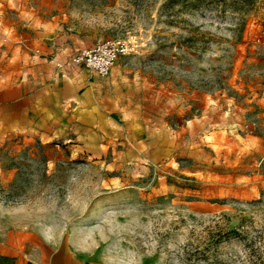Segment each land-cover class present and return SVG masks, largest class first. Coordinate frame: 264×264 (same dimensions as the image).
Segmentation results:
<instances>
[{
	"label": "rangeland",
	"instance_id": "1",
	"mask_svg": "<svg viewBox=\"0 0 264 264\" xmlns=\"http://www.w3.org/2000/svg\"><path fill=\"white\" fill-rule=\"evenodd\" d=\"M0 0V206L120 264H249L264 223V0ZM121 39L100 76L74 57Z\"/></svg>",
	"mask_w": 264,
	"mask_h": 264
},
{
	"label": "crops",
	"instance_id": "2",
	"mask_svg": "<svg viewBox=\"0 0 264 264\" xmlns=\"http://www.w3.org/2000/svg\"><path fill=\"white\" fill-rule=\"evenodd\" d=\"M0 264H120L23 206H0Z\"/></svg>",
	"mask_w": 264,
	"mask_h": 264
},
{
	"label": "built area",
	"instance_id": "3",
	"mask_svg": "<svg viewBox=\"0 0 264 264\" xmlns=\"http://www.w3.org/2000/svg\"><path fill=\"white\" fill-rule=\"evenodd\" d=\"M129 49L128 43L121 39H107L83 47L74 57L77 63H83L100 76L110 73L119 56Z\"/></svg>",
	"mask_w": 264,
	"mask_h": 264
},
{
	"label": "trees",
	"instance_id": "4",
	"mask_svg": "<svg viewBox=\"0 0 264 264\" xmlns=\"http://www.w3.org/2000/svg\"><path fill=\"white\" fill-rule=\"evenodd\" d=\"M221 0H167L166 5H173L175 2H182L189 6L205 3H218ZM226 2L227 0H223ZM232 8L243 9L252 5L255 0H230ZM244 239V247L249 264H264V223L256 227L253 231H237Z\"/></svg>",
	"mask_w": 264,
	"mask_h": 264
}]
</instances>
